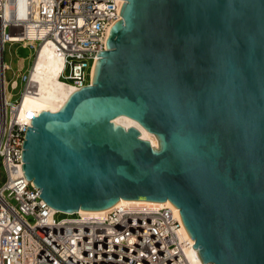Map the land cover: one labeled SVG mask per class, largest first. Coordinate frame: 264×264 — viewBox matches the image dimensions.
<instances>
[{
	"label": "water",
	"instance_id": "obj_1",
	"mask_svg": "<svg viewBox=\"0 0 264 264\" xmlns=\"http://www.w3.org/2000/svg\"><path fill=\"white\" fill-rule=\"evenodd\" d=\"M116 14L87 83L27 125L26 178L66 212L169 203L202 263L264 264V0H116Z\"/></svg>",
	"mask_w": 264,
	"mask_h": 264
},
{
	"label": "built area",
	"instance_id": "obj_2",
	"mask_svg": "<svg viewBox=\"0 0 264 264\" xmlns=\"http://www.w3.org/2000/svg\"><path fill=\"white\" fill-rule=\"evenodd\" d=\"M119 18L116 0H0V161L6 175L0 185V264H213L202 263L170 204L121 203L99 213L66 212L46 203L24 174L22 143L33 115L20 116L19 104L38 49L52 45L62 59L58 77L80 87ZM27 25L34 29L32 38L25 34ZM6 41L37 42L14 100L16 78L6 90Z\"/></svg>",
	"mask_w": 264,
	"mask_h": 264
},
{
	"label": "bare ground",
	"instance_id": "obj_3",
	"mask_svg": "<svg viewBox=\"0 0 264 264\" xmlns=\"http://www.w3.org/2000/svg\"><path fill=\"white\" fill-rule=\"evenodd\" d=\"M18 17L23 15V12L18 13ZM25 34L29 37H34L35 32L31 25H27ZM1 42V39H0ZM6 66L8 64L6 63ZM62 67V59L55 52L52 45L46 43L41 46L36 58L33 62L32 69L29 74L27 88L24 91L20 104V116H34L42 109L49 110L50 108L58 109L68 95L79 87L74 84L64 81L58 77ZM115 121L124 126H136L139 129L140 136L150 140L153 146H158V140L155 134L146 129L134 118L125 114H120L115 117ZM124 204L147 203L150 205H160L166 202H122ZM121 204V203H119ZM169 204V203H166ZM87 213V212H85ZM92 213V212H91ZM96 213V212H94Z\"/></svg>",
	"mask_w": 264,
	"mask_h": 264
},
{
	"label": "rangeland",
	"instance_id": "obj_4",
	"mask_svg": "<svg viewBox=\"0 0 264 264\" xmlns=\"http://www.w3.org/2000/svg\"><path fill=\"white\" fill-rule=\"evenodd\" d=\"M36 45H22L20 42H8L6 41L3 45L2 56L4 61L9 65L5 69V79L8 81L6 85V90H8L9 83L11 79L16 78L17 84L15 88H12V95L10 96L11 100L17 99L20 95V91L23 88L24 81L22 80L20 74L25 73L29 70L30 65L33 61V57L36 51ZM87 70V67H86ZM19 72L17 75L16 73ZM5 170L4 166L0 161V185L5 180ZM64 215V213L59 212L57 216ZM30 219V217H29Z\"/></svg>",
	"mask_w": 264,
	"mask_h": 264
}]
</instances>
